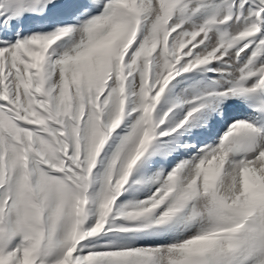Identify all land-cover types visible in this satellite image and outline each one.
I'll return each instance as SVG.
<instances>
[{"label": "snow or ice", "instance_id": "snow-or-ice-1", "mask_svg": "<svg viewBox=\"0 0 264 264\" xmlns=\"http://www.w3.org/2000/svg\"><path fill=\"white\" fill-rule=\"evenodd\" d=\"M0 264H264V0H0Z\"/></svg>", "mask_w": 264, "mask_h": 264}]
</instances>
